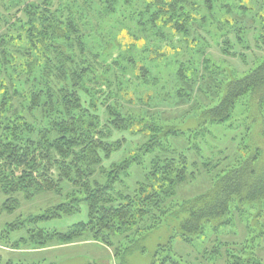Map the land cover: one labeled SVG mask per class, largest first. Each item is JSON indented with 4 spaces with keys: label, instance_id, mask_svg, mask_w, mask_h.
<instances>
[{
    "label": "trees",
    "instance_id": "trees-1",
    "mask_svg": "<svg viewBox=\"0 0 264 264\" xmlns=\"http://www.w3.org/2000/svg\"><path fill=\"white\" fill-rule=\"evenodd\" d=\"M101 1L107 6L105 10L101 9L94 20V6ZM116 1L119 0H20L19 4L24 3L23 8L19 9L20 14L18 11L10 14L5 20L7 31L0 36V191L6 197L2 209L12 213L20 206L21 195L25 200H31L42 193L60 194L67 184L79 188L83 197L52 206L34 218V225L48 219H62L81 213V203L88 207L87 221L74 223L65 232L39 226L31 229L32 241L40 245L53 240L72 241L83 234H93V238L109 245L119 237L120 244L124 237L127 238L129 230H135L133 226L138 223L134 221L137 212L152 214L140 218L150 219L149 225L145 227L147 232L164 224L174 225L179 231L178 236L191 243L195 237L205 233L209 224L214 226L215 231L221 232L218 227L227 225L221 221L228 215L234 202L238 205H260L264 202V166L259 161L257 151L237 166L216 175L206 189L184 197L176 204L171 199L177 197L180 187L195 180L202 170L209 171L214 164L212 161L195 160L191 162L195 169L189 171L187 166L190 162L187 159H191V154L187 155L184 150L179 151L169 145L168 149H163V161L162 158L157 163L154 161L150 174L141 183L145 192L141 201H146L142 209L136 208L140 202H135L132 193L118 189L116 184L120 182V173L126 175L131 165L140 164V161L137 158L128 159L115 164L108 172L102 163L101 154L110 157L115 149L108 140L109 127L124 130L131 123L121 111L111 106L108 101L111 94L108 91L98 101L91 98L95 92L93 88L102 84L103 78L106 81L111 77L116 79L115 71L120 65L117 60L107 62L102 52L96 50V38L102 42L99 39L103 32L101 14L104 17L119 12L114 4ZM124 1L130 4L129 0ZM155 2L153 8L147 4L153 9L149 28L163 32L159 35L165 41L170 31H174L179 40H194L190 29L191 10H186L190 7L183 4L184 0ZM204 6L207 12L203 15L213 12L211 0H204ZM260 8H240L243 11L241 21L234 24L233 30H228L223 40L224 46L232 45L235 48L232 36L239 45L242 30L246 32L264 28V15L259 13ZM134 14L141 27L134 30L145 33V13L141 11ZM127 34L130 38H139L131 28ZM116 42H120L117 44L120 49L126 45L119 37L114 43L108 40L107 45L116 46ZM227 47H223L224 54L229 53ZM240 57L243 63H248L246 55ZM126 58L132 65L136 64L130 50ZM188 61L186 58L178 62L176 74L182 83L177 90V97L180 102L190 104L187 111L190 116L179 125L166 126L155 137L159 143L161 138L176 136L180 131L183 135L194 136L199 132L207 133L210 126L230 123L241 100L248 101L245 103V115L250 121L256 122L259 115L263 118L264 59L237 74L205 67L198 80L194 78L190 81L184 70ZM140 73L141 77L147 76L145 66H140ZM83 96L89 98L87 105ZM98 102L109 110L103 128L98 125L101 118L98 112L103 106ZM187 138L189 140L188 135ZM200 148V144L192 141L186 152L189 151L195 157ZM151 149L152 145L148 144L144 151L148 153ZM104 174L107 177L103 182L98 176ZM217 239L220 240V247L212 249L211 257H227L232 264H250L242 262L234 249L224 250L228 243L216 236ZM140 241L141 238H138L124 247L126 250L123 254L117 253L121 254L119 264H130L129 255L137 250ZM168 245L158 244L149 264H169L170 260L174 264H184L168 255ZM141 247L140 250L144 252L146 247ZM4 264L25 263L8 259Z\"/></svg>",
    "mask_w": 264,
    "mask_h": 264
},
{
    "label": "rangeland",
    "instance_id": "rangeland-1",
    "mask_svg": "<svg viewBox=\"0 0 264 264\" xmlns=\"http://www.w3.org/2000/svg\"><path fill=\"white\" fill-rule=\"evenodd\" d=\"M129 1L130 4H126L124 0L116 1L114 4L116 10L119 11L117 13H109L104 17L101 14L100 22L103 32L99 39H102V42L96 38V50L102 52V56L106 57L107 62L117 60L120 65L115 71L116 79L111 77L106 81L103 78L102 84L93 88L95 92L91 95L93 100L98 101L108 91L111 94L108 97L111 106L121 111L131 123L124 130L109 127L108 140L115 149L110 157L101 154L102 163L108 172L115 164L118 165L128 159L137 158L140 161V164H132L126 175L120 173L118 176L120 182L116 184L118 189L132 193L135 202H140L136 208L142 209L141 207L146 201H141L145 197L141 183H144L146 175L150 174L154 161L159 162V158H162L161 161H163V149H168L169 145L170 148L184 150L187 155L191 154V159L189 157L187 159L190 162L187 166L189 171L195 169L191 164L195 160L212 161L216 164H213L209 171L202 170L195 180L180 187L177 197L171 199L174 204L184 197L193 196L206 189L215 180L216 175L237 166L255 151L259 154V161L264 166V115L263 118L259 115L256 122H252V119L250 121L245 115L247 100H241L238 103L233 119L224 126H210L207 133L197 131L199 134H194V136L193 134L183 135L180 131L176 136L161 138L162 145L155 139L166 126L179 125L190 116L187 112L190 104L180 102L177 97V90L182 85L176 74L179 68L178 62L186 58L189 60L184 70L190 81L194 78L198 80L204 73L205 67L225 69L237 74L247 71L264 59V28L250 29L246 32L242 30L239 45L236 44L235 37L232 36L235 48L232 45L227 47L223 44L228 30H233L234 24L241 21L243 11L240 8L247 6L249 9V7L261 6L259 13L264 15V0H211L213 12L209 15H203L204 12H207L204 0H184L183 4L190 7L186 10L188 12L191 10L190 29L194 37V40L190 38L187 42L183 39L179 40L174 31L167 33L169 37L165 41L159 35L163 32L149 28L150 14L153 13V9L149 8L147 4L153 8L156 4L155 0ZM19 3L20 0H0V36L7 31L5 20H8L11 13H17L19 9L23 8L24 3ZM106 6L105 2H98L94 6L95 14L93 13L92 18L96 20L98 13L101 12V9L105 10ZM141 11L145 13L143 20V26L147 28L145 33L134 30L141 28L137 24L134 12ZM124 17L127 19L124 20ZM159 27L161 28V26ZM130 28L133 29L135 36L139 37L138 40L128 36L127 30ZM117 37L126 45L122 44L124 47L120 49L117 47L120 42H116V46L109 47L107 41L110 40L114 43ZM223 47H227L228 54H224ZM128 50L136 60L134 65L126 58ZM237 53H240L238 55L242 57L246 55L248 63H243ZM121 54L123 56L120 58ZM140 66L146 67V77H141ZM118 76L120 82L117 81ZM195 94L196 92H194ZM83 101L87 105L89 98L83 96ZM98 104L105 108L101 106L100 112H98L101 117L98 120V125L103 128L109 110L104 104L100 102ZM152 134L155 136L153 137ZM121 140L123 144L119 145ZM192 141L202 147L195 157L192 153H188L189 151L186 152V149L192 145ZM148 144L152 145V149L147 153L144 148ZM161 164L163 165V162ZM106 177V174L98 176L99 180L103 182L106 181ZM61 192L60 194L42 193L31 200H25L21 195L19 208L9 213L2 209L6 197L0 191L1 264H4L8 259L22 261L25 264L48 262L119 264L120 255L126 250L124 247L131 245L138 238H141L140 245L129 255L130 264H149L152 261L153 252L156 251L160 243H168V255L184 264H232L227 257L220 258L217 255H215L217 257H211L212 249L220 247L218 244L220 240H216V236L228 243L223 249H234L236 255L241 257L242 262L264 264V202L260 205H238L237 202H234L230 206L228 215L221 221L227 225L222 228L218 227L221 232L215 231L214 226L209 224L205 233L195 237L191 243L183 241L178 236L179 231L174 225L164 224L147 232L145 227L149 225L150 219L140 220V218L152 214L142 215L137 212V219L134 221L138 223L133 226L135 230H129L126 233L127 236L124 235L127 238L124 237L120 244L119 237L109 245L101 239L93 238V234H83L72 241L53 240L51 243L45 245L38 243V245L32 241L31 229H36L39 226V228L58 229L65 232L74 223L88 219V207L81 203L83 204L81 213L62 219H48L35 226L34 218L52 206L83 197L82 191L71 184H67L64 191ZM172 205L170 206L174 207ZM217 225L216 223L215 227ZM172 236L173 239H171ZM109 239L111 241V238ZM143 245L146 247L144 252L140 250ZM117 253L121 254L117 255ZM169 264H174L173 260H170Z\"/></svg>",
    "mask_w": 264,
    "mask_h": 264
}]
</instances>
